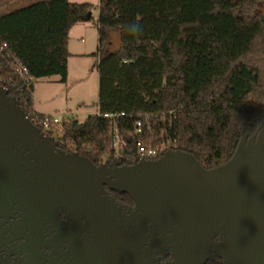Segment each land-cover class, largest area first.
<instances>
[{
    "label": "trees",
    "instance_id": "trees-1",
    "mask_svg": "<svg viewBox=\"0 0 264 264\" xmlns=\"http://www.w3.org/2000/svg\"><path fill=\"white\" fill-rule=\"evenodd\" d=\"M14 1L0 0V39L7 44L0 79L28 118L40 117L33 83L14 74L10 62L18 60L33 80L59 76L65 84L68 33L91 21L93 6L41 0L7 10ZM94 25L97 113L83 122L67 117L59 136H47L99 164L112 140L102 115L123 113L117 131L126 164L137 161V141L191 154L205 169L226 163L243 127L264 111V0H99ZM110 33L118 47L103 53Z\"/></svg>",
    "mask_w": 264,
    "mask_h": 264
},
{
    "label": "water",
    "instance_id": "water-1",
    "mask_svg": "<svg viewBox=\"0 0 264 264\" xmlns=\"http://www.w3.org/2000/svg\"><path fill=\"white\" fill-rule=\"evenodd\" d=\"M261 113L243 127L231 158L216 168L205 169L178 150L131 165L95 166L58 149L0 87V217L18 203L27 221L45 213L55 227L60 212L68 213V225L84 220L86 243L73 244L69 264H153L154 255L165 252L169 264L213 258L264 264V121L256 135L247 134ZM105 188L132 202L127 216ZM76 237L71 233L67 241ZM153 244L157 252H151Z\"/></svg>",
    "mask_w": 264,
    "mask_h": 264
},
{
    "label": "flooded vegetation",
    "instance_id": "flooded-vegetation-1",
    "mask_svg": "<svg viewBox=\"0 0 264 264\" xmlns=\"http://www.w3.org/2000/svg\"><path fill=\"white\" fill-rule=\"evenodd\" d=\"M263 121L264 111L249 126L247 130L248 136L256 135ZM54 145L66 153L76 154L62 149L55 142ZM91 162L95 166L100 165L95 164L93 161ZM111 163L109 161L104 164L110 165ZM120 165L131 164L121 163ZM105 190L107 197L120 209L121 214L127 216L128 209L133 207L128 197L108 191L106 188ZM69 218L67 212H60V224L54 227L48 223V216L45 213L36 214L34 221H27L26 214L21 210L18 203H14L12 208L5 207L1 211L0 217V259H4V264H24L30 260L32 264L72 263L73 254L76 250L73 244L82 247L86 242L85 234L82 232L84 220L68 225ZM71 233L77 236L74 242L67 241V236ZM60 236H62L61 241L58 240ZM29 239H31L30 243L27 242ZM58 241L61 242L60 245ZM144 247H149L148 241ZM158 248L157 244H153L151 252H157ZM216 259L213 258L212 261ZM153 260V264H169L171 259L169 253L165 252L164 254L156 253Z\"/></svg>",
    "mask_w": 264,
    "mask_h": 264
},
{
    "label": "rangeland",
    "instance_id": "rangeland-1",
    "mask_svg": "<svg viewBox=\"0 0 264 264\" xmlns=\"http://www.w3.org/2000/svg\"><path fill=\"white\" fill-rule=\"evenodd\" d=\"M41 0H15L9 5L7 10H13L27 6ZM70 3H88L93 6L91 11V21L87 22L89 35L85 36L84 43L79 46L94 45L93 40L98 37L95 27L97 20V3L99 0H68ZM119 39L116 33H110L103 48V53H108L116 49ZM96 52V51H95ZM94 52V53H95ZM93 57L85 59H71L69 61V75L66 83L60 82L59 76L44 77L33 82V101L39 111L48 115H58L61 117H74L79 122H83L89 115L97 113L98 96V73L92 65Z\"/></svg>",
    "mask_w": 264,
    "mask_h": 264
},
{
    "label": "built area",
    "instance_id": "built-area-1",
    "mask_svg": "<svg viewBox=\"0 0 264 264\" xmlns=\"http://www.w3.org/2000/svg\"><path fill=\"white\" fill-rule=\"evenodd\" d=\"M7 49V44L0 39V52H3ZM10 68L14 74L19 76L23 82L25 83H33L34 80L28 76L27 69L18 61L11 60ZM0 87L8 91V87L4 84L3 80L0 79ZM9 92V91H8ZM35 112V111H34ZM36 113V112H35ZM123 113L117 114H103L102 117L107 119L110 123V132L109 135L111 137V150L104 152L102 154L101 160L99 164H104L105 162H109L108 158H112L111 162L119 161L124 163L123 158L125 160L129 159L130 156L127 154L124 155V148L126 147L125 142L119 137L117 131V120L119 118L124 117ZM28 118V116H26ZM65 119V117H61L58 115H42L40 117L31 114L29 115L28 120L37 128H39L45 135L48 132L52 135V137L59 136L61 134V123ZM136 131H141V122H136ZM136 150V162L141 160H154L160 156V153L164 152L163 149H158L155 147H145L141 141H137L135 143ZM126 156V157H124ZM135 162V163H136Z\"/></svg>",
    "mask_w": 264,
    "mask_h": 264
},
{
    "label": "crops",
    "instance_id": "crops-1",
    "mask_svg": "<svg viewBox=\"0 0 264 264\" xmlns=\"http://www.w3.org/2000/svg\"><path fill=\"white\" fill-rule=\"evenodd\" d=\"M98 4H99V2L97 3V6H96L97 13H98ZM97 18H98V16H97ZM87 24H88L87 22L76 24L70 29V31L68 33L67 49H68V52L70 54V57L68 58V61H67V75H69L68 74L69 73V61L71 59H73V58H75V59L89 58L90 55L93 54L98 48V37L93 40L94 45H92V44L90 46L89 45L88 46H83V45L79 46L78 45L79 40H80V42L84 43L85 36L89 35L88 34L89 33L88 32L89 26ZM117 47H118V45H117ZM93 59H94V62L92 65L97 69L99 58L93 57ZM33 110L38 114L48 115V113H44L43 111H39L36 108L34 101H33Z\"/></svg>",
    "mask_w": 264,
    "mask_h": 264
}]
</instances>
